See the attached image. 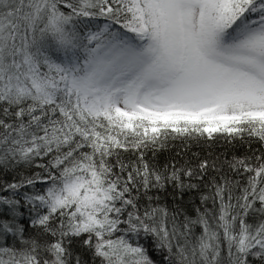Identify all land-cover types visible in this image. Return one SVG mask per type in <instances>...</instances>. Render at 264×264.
Masks as SVG:
<instances>
[{"label": "snow or ice", "instance_id": "6c2138e0", "mask_svg": "<svg viewBox=\"0 0 264 264\" xmlns=\"http://www.w3.org/2000/svg\"><path fill=\"white\" fill-rule=\"evenodd\" d=\"M0 264H264V0H0Z\"/></svg>", "mask_w": 264, "mask_h": 264}, {"label": "trees", "instance_id": "16d2710c", "mask_svg": "<svg viewBox=\"0 0 264 264\" xmlns=\"http://www.w3.org/2000/svg\"><path fill=\"white\" fill-rule=\"evenodd\" d=\"M244 151V147L233 148L224 140H219L218 142L212 144L211 147L204 143L192 142L187 148H185L180 141H171L167 150L156 153L155 162L158 165H165L173 162L179 165L188 161L191 157H193V154L200 157L219 156L221 159H224L225 157L231 159L233 155H242ZM149 158H151V153H149ZM237 179H239V177H237ZM191 199L194 198H185L186 202H191ZM197 231H199V229H197Z\"/></svg>", "mask_w": 264, "mask_h": 264}]
</instances>
